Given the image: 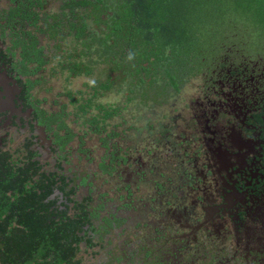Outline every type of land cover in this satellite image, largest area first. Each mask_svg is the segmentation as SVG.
<instances>
[{
	"label": "flooded vegetation",
	"instance_id": "obj_1",
	"mask_svg": "<svg viewBox=\"0 0 264 264\" xmlns=\"http://www.w3.org/2000/svg\"><path fill=\"white\" fill-rule=\"evenodd\" d=\"M21 1L0 0V148L14 174L44 193L49 223H76L65 241L73 262L264 264V60L219 54L183 104L195 128L190 142L198 145L183 160L188 168H178V183L169 180L174 190L143 197L138 190L159 161L147 150L121 149L118 133L99 168L86 171L72 162L78 134L68 140L58 106L43 102L16 65ZM105 173L111 189L96 182Z\"/></svg>",
	"mask_w": 264,
	"mask_h": 264
},
{
	"label": "trees",
	"instance_id": "obj_2",
	"mask_svg": "<svg viewBox=\"0 0 264 264\" xmlns=\"http://www.w3.org/2000/svg\"><path fill=\"white\" fill-rule=\"evenodd\" d=\"M38 1L18 5L25 18L16 31L14 56L26 85L43 93L53 90V78L69 84L98 73L83 90L57 94L68 102L43 98L60 109L70 141L82 132L73 124L104 135V147L117 135L105 133L123 107L103 102L116 87L125 88L127 101L134 97L137 104L171 108L172 97L199 79L223 50L264 60V0H63L57 10L49 0ZM7 155L0 148V264H76L74 249L65 243L76 223H49L44 193L14 174Z\"/></svg>",
	"mask_w": 264,
	"mask_h": 264
},
{
	"label": "rangeland",
	"instance_id": "obj_3",
	"mask_svg": "<svg viewBox=\"0 0 264 264\" xmlns=\"http://www.w3.org/2000/svg\"><path fill=\"white\" fill-rule=\"evenodd\" d=\"M49 8L53 10L59 9L63 0H49ZM98 73L94 75H83L70 79L69 84L65 83L64 78H53L50 80V86H53L52 91L43 92L40 94L42 98H48V101L63 100L68 102L67 96L59 98L57 94L67 93L70 90L72 93L79 90H83L85 84L93 83ZM201 79H197L189 82L183 90L173 96L171 101V108L169 106L157 105L155 108L140 103V100L131 98L130 101L126 99L128 96L124 91L125 88L120 90L116 87L112 92H108L103 97V102L120 105L123 109L109 121L108 129L105 134L111 131L118 133L115 138L116 142H120V148L127 150L129 154H137L139 150L141 154H145L144 151H148V156H156V161H159L158 169L151 174H147L149 180L147 185L141 186V190H138V195L145 197L147 194L165 193L169 190H174L177 180L179 182V167L187 166L184 162H187V156L192 151H196L198 145L195 141L190 142V135L195 133V128L190 127L189 110L185 109V104L188 102L192 95L196 91L198 82ZM126 87V86H124ZM45 91V90H44ZM133 99V100H132ZM127 101L129 105L124 106ZM68 124H70L68 120ZM170 125V126H169ZM75 129L76 133L79 131L78 136L72 142L73 146L77 148L76 154L72 158V162L75 165H79L81 168L85 166V170H92L89 168H99L103 155H105V147L101 141L99 133L94 131L71 125ZM83 130H87L84 132ZM109 130V132H108ZM124 132V133H123ZM189 142L191 144H189ZM79 148V149H78ZM82 149H87L91 153V156H85V152ZM187 151V154H186ZM185 161L183 162V160ZM163 161V162H162ZM106 174L100 175L96 178V182L101 184L103 189H111L114 186V182L108 180ZM101 177L102 179H100ZM165 184V186H164ZM164 187V188H163ZM140 192V193H139ZM157 197V196H156ZM167 198V196H166ZM173 198V197H171Z\"/></svg>",
	"mask_w": 264,
	"mask_h": 264
}]
</instances>
